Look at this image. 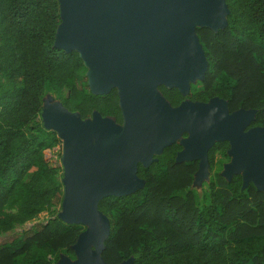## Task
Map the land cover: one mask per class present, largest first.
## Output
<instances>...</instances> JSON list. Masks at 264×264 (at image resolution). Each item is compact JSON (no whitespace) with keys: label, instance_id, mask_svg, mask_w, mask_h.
Returning a JSON list of instances; mask_svg holds the SVG:
<instances>
[{"label":"trees","instance_id":"16d2710c","mask_svg":"<svg viewBox=\"0 0 264 264\" xmlns=\"http://www.w3.org/2000/svg\"><path fill=\"white\" fill-rule=\"evenodd\" d=\"M225 25L194 33L207 60L202 78L182 95L175 87L156 88L170 106L183 99H223L228 112L254 109L246 125L264 128V0H226ZM59 23L57 0H0V264H52L58 251L72 253L82 226L55 216L36 227L12 232L43 211L56 185L42 177L52 172L43 150L58 143L55 132L37 118L47 87L60 104L80 118L97 111L120 123L114 88L92 94L74 50L52 47ZM176 141L162 148L147 166L136 164L141 187L120 196L101 197L96 208L110 217V231L99 255L106 264L131 257L130 264H264V192L240 174L225 179L213 171L197 198L192 181L197 160H174ZM228 148L214 141L213 154ZM19 200L12 213L6 205Z\"/></svg>","mask_w":264,"mask_h":264},{"label":"water","instance_id":"95a60500","mask_svg":"<svg viewBox=\"0 0 264 264\" xmlns=\"http://www.w3.org/2000/svg\"><path fill=\"white\" fill-rule=\"evenodd\" d=\"M57 4L59 23L52 47L77 53L90 93L115 89L121 118L116 123L93 110L89 122H80L78 113L60 102L45 107L47 124L62 140L63 194L57 216L86 225L70 246L75 259L64 264H106L99 253L109 223L96 208L97 201L141 187L136 164L147 166L182 131L188 136L177 140L181 148L176 162L197 160L195 173L202 171L206 150L214 141L226 140L231 161L220 174L229 179L242 169L241 188L250 182L264 192V128L245 129L254 109L228 112L218 97L206 102L183 99L170 106L156 88L175 87L184 95L188 80L202 78L206 62L194 27L222 28L227 13L223 0H57ZM130 262L128 257L116 264Z\"/></svg>","mask_w":264,"mask_h":264},{"label":"rangeland","instance_id":"374dc122","mask_svg":"<svg viewBox=\"0 0 264 264\" xmlns=\"http://www.w3.org/2000/svg\"><path fill=\"white\" fill-rule=\"evenodd\" d=\"M225 6H226V0H223ZM227 8V7H226ZM202 51V49H201ZM203 52V51H202ZM205 62L207 63L206 58L204 57ZM199 78H195L194 80H188L187 85L188 87L190 85H197L196 83L199 81ZM5 84V80L0 77V90L2 86ZM50 104H59V100L55 93L50 90L49 88L45 87L42 89L41 92V106L42 110L37 116V118L40 120L41 124L44 125L47 129L53 130L55 132V135L58 139V143L51 148L44 149L43 150V156L46 160L47 166L51 167L53 170L52 172L48 173L47 175H44L42 177V180L45 185H56L58 187L57 190V196L58 199L56 200L55 198H50L48 204L46 205L45 209L41 211L39 214H37L33 219L24 222L23 224H15L13 229L11 230L12 232H20L25 229H29L32 227H36L40 223H43L47 218L55 216L60 222L62 223H69L63 221L61 218H59L57 215L60 212V202L63 194V167L60 161L61 157V150H62V140L61 137L58 134V131L54 126H50L47 124L48 115L47 111L45 109L46 106ZM49 112V111H48ZM103 117V116H102ZM110 117V116H109ZM80 122H89L91 120V114L86 116L85 118H80L78 117ZM121 126V124L119 125ZM92 136V135H91ZM188 136L187 131H182L177 135L176 140L182 141ZM93 143V139L91 140ZM231 161V155L228 153L227 150L225 151H216L213 154V160H212V166L208 168L207 166L203 168V170L196 172L193 177L192 181V188L197 196V198H200L201 193L206 189V182L210 178L211 174L213 171H218L219 173H222L226 170V167H228L229 163ZM242 169H240V172ZM239 172V174H240ZM20 201L16 200L14 203L6 205L3 208L4 212H14L16 208L18 207ZM103 214V213H102ZM53 215V216H52ZM106 219L108 220L109 223V231H110V217L107 214H103ZM82 226V230L86 228V225L83 223H74ZM108 231V232H109ZM6 234L2 233L0 231V237H5ZM58 259L53 260L52 256H49V259L52 261V264H64L65 262H71L75 259V254L74 253H67L64 252V250H59L58 251Z\"/></svg>","mask_w":264,"mask_h":264},{"label":"bare ground","instance_id":"6f19581e","mask_svg":"<svg viewBox=\"0 0 264 264\" xmlns=\"http://www.w3.org/2000/svg\"><path fill=\"white\" fill-rule=\"evenodd\" d=\"M91 249H92V251H94L93 248H91Z\"/></svg>","mask_w":264,"mask_h":264},{"label":"built area","instance_id":"2783aa9c","mask_svg":"<svg viewBox=\"0 0 264 264\" xmlns=\"http://www.w3.org/2000/svg\"><path fill=\"white\" fill-rule=\"evenodd\" d=\"M48 150V149H47ZM43 158H44V156H43ZM45 159V158H44Z\"/></svg>","mask_w":264,"mask_h":264}]
</instances>
